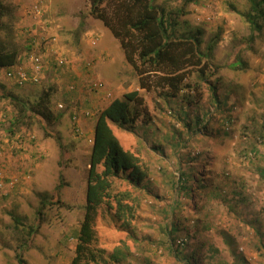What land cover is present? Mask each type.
I'll return each mask as SVG.
<instances>
[{"label": "rangeland", "instance_id": "374dc122", "mask_svg": "<svg viewBox=\"0 0 264 264\" xmlns=\"http://www.w3.org/2000/svg\"><path fill=\"white\" fill-rule=\"evenodd\" d=\"M27 2L0 0L8 9L0 20V50H19L22 62L27 58L21 15ZM55 2L59 15L52 14L56 20L54 26L64 23L63 27H57L56 50L74 65L82 64L86 74H78L80 91L70 93L67 85L78 79L68 73L73 63L68 71L62 72L56 70L53 62L42 83L23 88L6 78V69H0V264H71L75 235L84 216L91 150L87 140L93 133L91 127L77 136L69 111H59L57 104L64 101L69 108L81 106V96L91 104L84 106L96 116L97 110L133 91H139L142 96L153 127L141 134L114 127V134L124 148L139 154L149 165L151 182L156 185L155 195L159 196V200L143 196L138 207L133 205L132 222L139 236L156 242L161 239V231L171 220L161 214L164 204H170L166 182L178 178L183 169L189 172L191 167L193 177L209 185L206 194L215 193L197 209L200 194L193 184L194 200L185 207V215H176L175 223L183 229L175 235L185 238L188 230H194L196 237L190 240L192 244L205 245L203 252L214 248L213 254L207 253L209 264H235L240 258L245 264H264L263 239L256 232L260 228L264 235V173H260L264 169V16L260 22L262 31L251 39V29L244 16L251 12L250 0H155L168 12L179 15L182 32H202V49L209 53L211 61V68L204 76L214 82L211 74L218 72L219 96L229 92L225 109L216 112L207 83L200 82L201 68L185 71V84L190 86L187 92L201 104L198 108L187 106V112L193 115L209 108L212 122L209 137L194 139L196 133L191 137V156L198 157V163H193L188 162L186 151L175 155L167 143L160 153L151 147L156 138L179 126L173 111L186 103L178 99L167 104L168 91L163 87L151 91L140 89L138 78L123 52L117 50V43H113L114 52L100 54L102 72L94 71L93 64L89 69L90 62L85 57L90 56L87 51L83 54L77 49V40L83 35L92 45L97 35V44L92 45L97 47L101 39L97 29L102 23L88 17L85 26L80 27L81 15H88L89 0ZM60 17L63 21L57 19ZM55 57L51 56L52 61ZM91 80L103 81L113 94L112 100H100L90 92ZM50 87L55 88L51 111L55 115L63 114L58 123L50 127L36 117H24L17 125L12 124L17 112L15 104L4 97L7 93L35 102ZM91 119L90 124L95 122V117ZM146 119L142 117L137 124ZM116 186L119 188L120 183ZM14 217L20 223H15ZM96 229L103 248L111 250L126 239V234L103 214L98 217ZM129 246L133 253L140 250L131 241ZM156 250L145 247L140 251L150 253L156 264H173L170 256Z\"/></svg>", "mask_w": 264, "mask_h": 264}, {"label": "trees", "instance_id": "16d2710c", "mask_svg": "<svg viewBox=\"0 0 264 264\" xmlns=\"http://www.w3.org/2000/svg\"><path fill=\"white\" fill-rule=\"evenodd\" d=\"M250 2L251 12L244 16L251 29V39H254L255 35L262 31L260 22L264 16V0ZM89 4L88 15H81L80 27L85 26L88 17L102 23L119 43L125 61L138 78L139 88L151 91L163 87L162 89L168 91L165 97L167 104L175 103L178 99L186 103L176 106L173 111L179 126L156 138L151 142V147L160 153L164 143H167L175 155L184 150L188 154V162L198 163V157L191 156L193 151L191 137L195 133L197 136L194 139L207 138L211 135L212 122L208 116L211 112L209 108L193 115L187 112V106L192 104L198 108L201 104L196 102L195 96L191 97L187 92L190 86L185 84L187 79L185 71L194 67L201 68L200 82L207 83L209 99L216 112L225 109L229 95V92L222 96L218 94L221 81L218 72L214 71L211 74L212 78H215L214 82L204 76L207 69L211 68V61L209 53L202 49V32L200 30L182 32L179 15L168 12L163 6L157 5L155 0H89ZM7 10L6 6L0 4V20L6 15ZM26 44L25 37V47ZM18 51L0 50V69H6L7 73L10 68L21 64L22 58ZM78 83L80 84L79 81ZM15 86L19 87L17 84ZM198 86L199 84H196V87ZM54 89L50 87L45 90L35 102L7 93L4 97L15 104L17 112L12 124L17 125L24 117H36L50 127L58 123L63 114L55 115L51 111ZM69 115L72 121L74 115L72 113ZM142 117L147 119L138 125L137 122ZM114 127L128 133L139 131V134L153 127L139 91L129 92L123 98L114 99L105 108L96 112L94 139L86 178L84 216L75 235V256L71 264H156L150 253L140 251L145 247L166 253L165 255L172 258L173 264H209L207 253L213 254L214 248L209 247L208 252H203L205 245L192 244L190 240L196 237L194 230H188L185 238H178L175 233H179L183 228L178 227L175 219H178L176 218L178 214L185 215L187 211L185 207L189 201L194 200L193 184L197 185L200 194L196 203L197 209L201 208L202 202L215 192L210 191L211 195H207L209 185L204 182L205 180H196L191 174V167L189 172L183 169L178 178H170L166 182L170 191V204H164L161 214L164 219L171 220L161 231V239L156 242L151 241L149 237L141 238L137 229L133 227L135 210L133 205L138 207L143 196L156 200H159V196L155 195L156 185L151 182L149 165L139 154L123 147L114 134ZM73 130L77 135L74 124ZM181 159L183 160V154ZM260 173H264V169H261ZM118 183L119 188L116 186ZM100 214L126 234V239L111 250L99 245L96 224ZM20 221L18 217H14L15 223ZM256 232L257 236L263 239L264 246L262 230L258 228ZM130 241L136 245L137 250L140 249L138 252L131 251ZM235 264H245V260L236 259Z\"/></svg>", "mask_w": 264, "mask_h": 264}, {"label": "built area", "instance_id": "2783aa9c", "mask_svg": "<svg viewBox=\"0 0 264 264\" xmlns=\"http://www.w3.org/2000/svg\"><path fill=\"white\" fill-rule=\"evenodd\" d=\"M49 14V0H30L22 8L21 23L23 25L21 33L25 34L27 40L25 47L27 63L22 62L7 70L6 73V77L19 87H24L28 83L38 84L44 81L45 72L50 68L53 62L56 70H61L62 72L65 70L68 71L73 62L67 57L60 55L59 50H56L59 36L57 33H52L53 27L49 19ZM96 37H94L92 41V45L94 46H96L98 41ZM52 53L56 55L54 61L51 59ZM91 66V63L87 64L89 69H91ZM90 83L89 91L98 96L100 100H112L113 94L107 89L103 81L91 80ZM79 88L80 84L77 80L67 85V90L70 93L80 91ZM84 90V88L81 89V91ZM67 108H69V106L66 102H58L57 109L59 111H66ZM68 111L70 114L72 113V115H74L72 116V122L78 133L77 135L82 136L83 130L80 126V122L83 119L94 118V111L79 105H73ZM93 139V137L88 138V143L92 145Z\"/></svg>", "mask_w": 264, "mask_h": 264}, {"label": "crops", "instance_id": "0c3cea01", "mask_svg": "<svg viewBox=\"0 0 264 264\" xmlns=\"http://www.w3.org/2000/svg\"><path fill=\"white\" fill-rule=\"evenodd\" d=\"M27 1H30V0H27ZM50 4H51V9H50V15H49V19H50V22L52 23V33H58L57 30L58 28L57 27H63L62 25H64L63 22H60L59 24L60 25H57L56 27L54 26V24L56 23V20H54L52 18V14H55V15H59L58 14V11H57V7H56V2L55 0H50ZM59 21H63L64 18L60 17V18H57ZM97 32L100 33L101 35V39H100V43L97 47H92L91 43H90V39H86V37H83L80 36L77 40V49L79 51H81L83 54H84V51H87L88 52V56H90V58H87L85 57L86 60H88V62H90L91 64L94 65V71H96V69L98 70V72H102L103 71V63L101 61V53H110V50L112 52H114V44L113 43H117L116 45V48L117 50L119 51H122L121 48H120V45L119 43L116 41V39L114 37L111 36V33L102 25H100V27H98L97 29ZM112 46V47H111ZM112 49H111V48ZM53 56H56L55 54L52 53ZM124 56V54H123ZM125 58V57H124ZM84 59V60H85ZM73 65L71 67V70H69V76L70 77H74L76 79V77H78V81L81 82L79 80V76L78 74H81V75H85L86 74V70L84 67H82V64L81 66L79 65H74V62H72ZM81 98V103L83 105V107H85L86 105L87 106H91V104H88L87 102H84V100L86 101V98L84 97H81L79 96V99ZM91 100V99H90ZM85 105V106H84ZM86 108V107H85ZM89 120H92V119H83L81 121V128L82 130H84L85 132L89 131L92 127V136H94V128H95V122L93 123H89ZM83 131V132H84Z\"/></svg>", "mask_w": 264, "mask_h": 264}]
</instances>
